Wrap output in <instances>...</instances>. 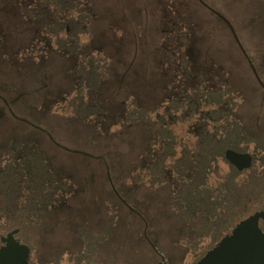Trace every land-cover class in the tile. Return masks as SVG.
<instances>
[{
	"label": "rangeland",
	"instance_id": "obj_1",
	"mask_svg": "<svg viewBox=\"0 0 264 264\" xmlns=\"http://www.w3.org/2000/svg\"><path fill=\"white\" fill-rule=\"evenodd\" d=\"M84 1L93 15L88 27L92 34L90 49L108 55L113 63L99 97L115 96L109 107L116 116L128 106L149 108L153 101L162 103L167 90L172 93L191 88L199 80V73H209L208 80L202 77L209 88L226 82L229 92L238 97L236 115L264 122V0ZM32 2L0 0V71L9 76H0V96L6 99L0 100V162L14 142L21 146L24 156L38 150L51 171L60 174L64 190L60 196L63 206L42 210L37 223L29 220L19 239L31 247L36 261L37 251L41 260L50 257L48 252L69 257L72 252L67 250L87 242L85 237L95 236L107 244L119 242V262L152 264L159 256L155 245L157 236L167 227L166 218H171L170 223L177 222L171 206L173 187L142 181V172L148 167L146 155L156 138L145 125L122 126L121 122V126H111L119 128L102 135L103 126H90L65 112L64 106L70 108L77 103L73 98L75 79L69 74L76 71L75 61L56 54L48 60L44 52L25 60L20 52L21 44H31L26 43L32 34L29 32L39 28L37 16L32 19L25 13ZM169 6L172 8L167 9ZM45 17L38 18L40 24H51ZM175 19L182 22L179 30L189 28L191 32L185 59L190 64L201 61L195 72L198 77L190 82L181 80L171 69L166 74L163 68L168 69L170 64L162 53H152L150 48H158L166 38L161 27ZM21 35L26 41L19 42ZM43 37L37 34L40 40ZM14 60L20 65L11 64ZM112 213H117L115 222L121 237L109 241L113 231L105 222ZM162 213L160 221L158 215ZM138 216L147 222L149 233L156 229L152 234L154 247L142 241L143 224L141 229L130 224V219ZM192 223L187 220L185 234L187 241L194 242L192 235H187Z\"/></svg>",
	"mask_w": 264,
	"mask_h": 264
},
{
	"label": "trees",
	"instance_id": "obj_2",
	"mask_svg": "<svg viewBox=\"0 0 264 264\" xmlns=\"http://www.w3.org/2000/svg\"><path fill=\"white\" fill-rule=\"evenodd\" d=\"M84 2V0H33L25 11L32 19L37 16L39 24L37 34L44 35L43 40L37 38V47L47 49L66 60L75 61L76 71L69 74L76 80L73 98L77 103L76 106L71 104L70 108L64 106L65 112L72 113L73 118L90 126L98 128L103 126L102 135H106L112 128H119L117 126L111 128L114 123L118 125L121 122L122 126L145 125L156 141L151 143L152 150L146 155L148 170L142 172L144 178L142 181H149L155 185L168 183L174 190L176 200L174 207L178 209L183 205L190 213L197 211L199 197L206 202L211 201L210 197H213L218 211L225 212L226 205H230L229 211L233 217L234 227L239 225L251 204L247 202V198L250 197L252 186L246 182L243 172L231 167L227 171L220 168L219 161L224 158L225 137L197 134L194 129L197 119L229 115V111L240 104L238 97L231 94L227 87L210 89L204 81L202 83L197 81L186 90L177 89L169 92V97L166 96L162 103L153 101V104L151 103L153 107L128 106L123 114L116 116V112L111 111L109 107L115 96L108 95L102 100L99 97L103 84L107 83L110 77L113 63L108 55L90 49L92 34L88 27L93 21V15ZM171 8L169 6L167 9ZM41 17L47 20L49 18L51 24H40L38 18ZM171 20L167 27L163 25L160 29L166 32L164 34L166 38L159 41L158 48L154 46L150 48L152 53L158 51L164 55L165 60L170 59L180 65L184 62L180 56L181 54L184 56L191 32L189 28L179 30L177 26L182 22L178 19ZM58 27L60 31H52ZM176 27L178 29L174 30ZM28 47V51H33V44ZM178 67H176L178 73L176 70L173 71L181 80L186 82L193 80L195 72L189 65L188 69L185 65ZM205 122L209 124L208 120ZM18 148L21 149V146L12 143L8 152L12 155L10 162H6L5 165L0 162V182L12 172L14 164L12 158L16 157L14 152ZM213 149L216 150L215 153L212 152ZM19 162L23 163V166L37 163V182L35 171L25 170L31 174L29 176L28 173V179L22 182V187L19 188L18 194L23 195L22 199L14 203L9 202V210H5L6 204L0 201V227L6 221L9 225L8 230L18 228L23 231L29 220L37 223L34 211H37L38 215L44 209L51 211L56 207L64 188L60 177L57 179L53 176L54 172L48 167L43 155L37 154L35 158L34 152H31V156H25ZM5 211H8V217Z\"/></svg>",
	"mask_w": 264,
	"mask_h": 264
},
{
	"label": "flooded vegetation",
	"instance_id": "obj_3",
	"mask_svg": "<svg viewBox=\"0 0 264 264\" xmlns=\"http://www.w3.org/2000/svg\"><path fill=\"white\" fill-rule=\"evenodd\" d=\"M37 32V29H32L31 32H29L32 33L31 37L27 41L22 35L20 36L19 42H21V40H24L26 41V43H31L34 46L33 51H28L29 47L23 46V44H21L20 52L25 56V60L30 58L29 56L31 54H33L37 58V54L43 52L45 54H48L47 58L49 60V58L54 54L47 49H41L39 46L37 47ZM180 57L184 60V62H182L180 65H178L177 62H172L170 59H167V61H165L170 64L169 68L167 67L168 69L165 71L166 74L168 72L170 73V69L177 71L176 67H181L182 65H185L186 68L189 65L190 69L192 68L194 72H196L197 68L200 69V67H198L201 62L200 60L197 61V59L196 63L193 62V64H190L188 63V60L185 59V55L183 56L184 58L182 57V54ZM10 62H12L11 64L14 63V65H20L18 63L19 61L14 60ZM186 63L188 65H186ZM199 74L200 77L198 81L201 80L200 82L202 83L204 78L208 80L207 76H209V73L206 75H203L201 73ZM1 75L4 78L9 79V76L4 73V71H0V76ZM34 76V81L36 83L37 74H35ZM194 77H198L196 73H194ZM223 86L225 88H228L226 82H223V84L221 83V85H219L218 87L210 89H220ZM169 92L170 91L167 90V97H169ZM0 100L6 102V99L2 96H0ZM226 103L227 101L225 102V104ZM239 105L236 106V108H234L233 110L229 111V115H215L207 118H200V120L197 119L194 124V129L196 130L197 134L205 133L208 136L222 135L223 137H225L226 141L224 144L225 149L223 153L224 159L229 163L231 168H234L238 172H243V176L245 177L246 182L252 186V191L250 193V197L247 198V202L253 203V205L257 204L256 207L250 205L248 206V208L246 209V216L243 220L245 221L257 214H264V122L261 119L253 120L254 117L236 115V111ZM14 116L15 115H13V117ZM205 120H208L209 124H206ZM13 144L19 145L15 142ZM215 151V149L212 150V152L214 153ZM14 153L16 154V157L12 158V160L14 161L11 169L12 172L8 173L6 177L3 178L2 182H0V196H2V204H6L4 206L5 210H9V202L14 203L22 199L23 195L18 194L20 193L19 188L22 187L21 183L28 179V173L29 176L31 174V172H26L25 170L35 171V182H37V163L32 165L28 163V165L23 166V163H20L19 161L21 159H24L25 154L22 153V150H20V148H18V150H16ZM34 154L35 158H37V151H35ZM11 156L12 155L9 153L6 154V157L2 160L4 165L7 164L6 162H10ZM188 168L191 169V167ZM52 172H54L53 176L55 178L58 179L60 177L58 171L52 170ZM5 180L7 181V183H4L6 182ZM62 188L64 187L62 186ZM173 193L171 196V206L172 209L176 210L175 213L177 215V222H174L173 220V223H170L171 218H166V220L168 221L165 222V224H167L166 229L164 231H161L158 236L156 235L158 240L157 244L155 245V251L156 255L159 256H157L158 259L152 264H202L208 253L219 247L222 240L227 236L232 235L235 229L233 217L231 212L229 211L230 205H226L225 212L218 211V209L216 208V202L214 203L213 197H210L211 201L209 202L203 201L201 197H199L197 201L196 212L190 213L185 209L183 205L179 206V208L182 209V212H179L178 209L174 207V202L176 200ZM19 198L20 200H18ZM244 202H246L245 199ZM57 206L61 207L63 205L59 201L57 203ZM5 215L8 216V211H5ZM112 215L110 218H107V221L105 222V224L109 226L108 229L110 231H113L112 235L109 238V241L114 239L116 236L121 237V231H119L118 225L115 222V220L117 219V213H112ZM162 215L163 213L158 215L162 217L160 218V221H162V219L164 218ZM34 219L37 220V211H34ZM130 220V224H132V226L134 225V228L138 226L141 229L140 224L144 225V234L142 233V241L146 240L148 242V246L150 245L151 247H154V238L152 234H155L156 229L153 231L151 230L149 233L147 222L144 221V218L142 217L139 218L138 216ZM187 220H191L193 222L191 224L192 227L189 226V228L187 229V235H192V238L195 239L194 242L187 241L188 239L186 238L185 226L187 225ZM5 227L7 228L6 232L2 231ZM8 228L9 225L6 223V221L0 227V248L4 245L2 242V239L4 237H6L10 233L18 231L15 234L16 240L20 244H25L31 249L28 244L19 239L23 232L22 229L17 228L8 230ZM30 229L31 228H29V230ZM259 230L264 234V218H261L259 220ZM175 231L177 232V235ZM151 239H153V241ZM161 239H164L163 243H159ZM84 240L87 242H84L82 245L79 244L77 246H74V248H71L70 250H67L72 252V255H69V257L63 256L65 253L56 255V253L52 254L48 252V255H50V257L46 258V260H41L40 253L39 251H37L36 261V259L33 257V252L31 249L26 262L27 264H124L122 262H119V260L116 258V255L120 251L119 242H115V244H107L104 243L103 240L95 236L85 237ZM96 240H98L99 243H95ZM159 247H161L162 250H158ZM63 251L66 250L64 249ZM130 264L147 263L132 262Z\"/></svg>",
	"mask_w": 264,
	"mask_h": 264
},
{
	"label": "water",
	"instance_id": "obj_4",
	"mask_svg": "<svg viewBox=\"0 0 264 264\" xmlns=\"http://www.w3.org/2000/svg\"><path fill=\"white\" fill-rule=\"evenodd\" d=\"M261 218L264 214H257L237 225L232 235L209 252L202 264H264V234L259 230ZM17 232L2 239L0 264H27L31 249L16 240Z\"/></svg>",
	"mask_w": 264,
	"mask_h": 264
},
{
	"label": "clouds",
	"instance_id": "obj_5",
	"mask_svg": "<svg viewBox=\"0 0 264 264\" xmlns=\"http://www.w3.org/2000/svg\"><path fill=\"white\" fill-rule=\"evenodd\" d=\"M219 166L222 170L227 171L230 167L229 163L226 162L224 158H221L219 161Z\"/></svg>",
	"mask_w": 264,
	"mask_h": 264
}]
</instances>
